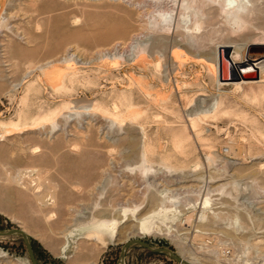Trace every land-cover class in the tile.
<instances>
[{
  "label": "rangeland",
  "instance_id": "1",
  "mask_svg": "<svg viewBox=\"0 0 264 264\" xmlns=\"http://www.w3.org/2000/svg\"><path fill=\"white\" fill-rule=\"evenodd\" d=\"M150 1L0 0V231L37 264H117L133 239L264 264V68L238 90L210 66L264 55V0L237 21L238 0H184L170 24ZM0 264H31L19 235ZM123 264L178 263L134 244Z\"/></svg>",
  "mask_w": 264,
  "mask_h": 264
},
{
  "label": "bare ground",
  "instance_id": "2",
  "mask_svg": "<svg viewBox=\"0 0 264 264\" xmlns=\"http://www.w3.org/2000/svg\"><path fill=\"white\" fill-rule=\"evenodd\" d=\"M183 1L184 0H152V1H150L151 6H153L154 8L157 9V15H155V17H156L155 21L157 20L158 24H170L175 19L174 17H176L174 15L175 14L179 15L180 9L184 5ZM226 2L231 3L230 0H227ZM235 2H236V0H235ZM242 9H244V4H243L242 0H238L236 2V4L233 7L228 8L227 11H228V14L231 16V19L233 21H237L238 20L237 19L238 14L240 11H242ZM181 13H182V11H181ZM1 21H0V23H1ZM183 22L185 23V28H187L186 27L187 22L185 20H183ZM191 22H193V20ZM194 26H197V24L195 22H194ZM132 47H134V46L131 45L130 48L132 49ZM229 48H230V46H228V45H219L217 47V51L215 52V56H214L215 61H214V63L212 62L210 64L211 68L213 69V71L215 73L216 78L218 79L217 84L218 85L231 84V85L235 86L236 89L239 90L243 84L261 82L262 78H260V79L258 78V80H256V81L254 79H252L251 77L253 75L251 72L253 71L254 68L255 69L264 68V59L260 60L258 62L257 61L249 62L248 59H245L244 61H240L238 54H232L230 56V63H229V65L233 71V77L235 78V81L230 82L227 80L226 81L221 80V77H220L221 75L223 78L228 77V72H227L228 71V63L225 62V60H224V53ZM261 51H264V49H262ZM127 53L129 55V52H127ZM131 54H132V52H131ZM128 55H127V57L129 58L130 55L129 56ZM219 55H220V60H219ZM221 69H222V74H221ZM263 78H264V76H263ZM2 128H3L4 135H11L13 133H17V132H20L22 130L21 127L18 126V124H6V125H3ZM114 223L115 222L111 223V225H109V226H113ZM233 257H234V253L232 251H231V255L226 256L223 254V258L226 260V262L231 261ZM180 258L183 261H185L187 264H191L190 261L182 258L181 256H180Z\"/></svg>",
  "mask_w": 264,
  "mask_h": 264
},
{
  "label": "water",
  "instance_id": "3",
  "mask_svg": "<svg viewBox=\"0 0 264 264\" xmlns=\"http://www.w3.org/2000/svg\"><path fill=\"white\" fill-rule=\"evenodd\" d=\"M264 52V51H263ZM222 58V57H221ZM264 59V55L263 56H259L256 59H249V62H254V61H260ZM219 60H220V55H219ZM224 60L225 62L228 63V77L227 78H223L222 75L221 80L222 81H235V78L233 77V71L229 65L230 63V49H227L226 52L224 53ZM221 74H222V69H221ZM253 79H258V74L255 70L254 72V76ZM13 234H17L21 237L24 246H25V250L28 256V259L30 260L31 264H37L36 258L34 256V252H33V248H32V242H31V238L30 236L24 232L22 229L20 228H12L6 231H0V237L1 236H8V235H13ZM140 245L144 248H146L147 250H149L150 252H154V253H165L167 254L171 259H173L176 263L178 264H187L185 261H183L180 256L174 254L170 249L168 248H161V247H152L150 246L147 242L139 240V239H133L130 241L125 242L121 248H120V252H119V263L117 264H123L124 262V253L126 251V249L131 246V245Z\"/></svg>",
  "mask_w": 264,
  "mask_h": 264
},
{
  "label": "built area",
  "instance_id": "4",
  "mask_svg": "<svg viewBox=\"0 0 264 264\" xmlns=\"http://www.w3.org/2000/svg\"><path fill=\"white\" fill-rule=\"evenodd\" d=\"M223 254L226 255V256H227V255H231V249H226V250L224 249V250H223ZM233 258H234V257H233ZM233 258H232V259H233ZM231 261H232V260H231Z\"/></svg>",
  "mask_w": 264,
  "mask_h": 264
},
{
  "label": "crops",
  "instance_id": "5",
  "mask_svg": "<svg viewBox=\"0 0 264 264\" xmlns=\"http://www.w3.org/2000/svg\"><path fill=\"white\" fill-rule=\"evenodd\" d=\"M24 231V230H23Z\"/></svg>",
  "mask_w": 264,
  "mask_h": 264
}]
</instances>
